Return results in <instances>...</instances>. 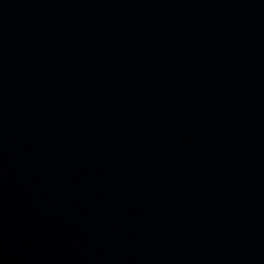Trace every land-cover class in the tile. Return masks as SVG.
<instances>
[{
    "label": "water",
    "instance_id": "obj_1",
    "mask_svg": "<svg viewBox=\"0 0 264 264\" xmlns=\"http://www.w3.org/2000/svg\"><path fill=\"white\" fill-rule=\"evenodd\" d=\"M0 264H264V0H0Z\"/></svg>",
    "mask_w": 264,
    "mask_h": 264
}]
</instances>
